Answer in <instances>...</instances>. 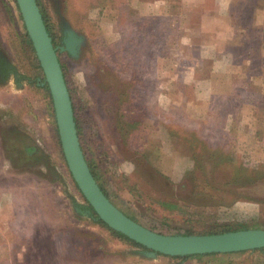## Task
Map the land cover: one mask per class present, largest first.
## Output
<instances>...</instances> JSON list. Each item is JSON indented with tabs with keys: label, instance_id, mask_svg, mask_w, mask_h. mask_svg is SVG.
<instances>
[{
	"label": "rangeland",
	"instance_id": "374dc122",
	"mask_svg": "<svg viewBox=\"0 0 264 264\" xmlns=\"http://www.w3.org/2000/svg\"><path fill=\"white\" fill-rule=\"evenodd\" d=\"M37 1L52 44H60L59 16L82 36L75 59L57 54L81 146L113 204L162 235L264 229V44L261 67L213 69L218 57L210 49L194 84L182 65L196 56L188 42L195 44L201 7ZM244 41L232 54H249L252 43ZM0 49L19 73L43 77L12 0H0ZM33 82L0 86V144L8 132L19 139L0 148V264H264V250L144 260L74 213L84 202L66 172L54 114ZM31 147L33 156L24 152Z\"/></svg>",
	"mask_w": 264,
	"mask_h": 264
},
{
	"label": "water",
	"instance_id": "95a60500",
	"mask_svg": "<svg viewBox=\"0 0 264 264\" xmlns=\"http://www.w3.org/2000/svg\"><path fill=\"white\" fill-rule=\"evenodd\" d=\"M14 2L24 33L43 73V82L50 98L58 145L65 168L97 220L142 246L145 250L140 252L138 257L144 260H153L156 254L191 256L264 249V229H235L208 235H162L142 228L115 208L99 190L83 161L78 147L73 113L56 56V52L64 51L67 56L75 59L83 44L82 36L76 34L65 19L59 16L57 21L61 32L60 44L57 47L52 46L35 0H14Z\"/></svg>",
	"mask_w": 264,
	"mask_h": 264
},
{
	"label": "crops",
	"instance_id": "0c3cea01",
	"mask_svg": "<svg viewBox=\"0 0 264 264\" xmlns=\"http://www.w3.org/2000/svg\"><path fill=\"white\" fill-rule=\"evenodd\" d=\"M170 2L171 0L166 1V3ZM172 3L179 6L202 8V15L193 30L194 38H196L194 39L195 44H192V40L188 42V46L196 56L191 59L190 63L182 65L183 68L193 71L192 78H190L191 83L199 82V79L194 77V72L202 68L198 65L204 62L201 55L209 53L210 49H212L210 53L218 57L217 65H213L215 66V68L212 66L213 69L236 68L242 65L261 67L260 57L263 53L262 44H264V0H176ZM202 35L208 40L202 39L200 37ZM246 39L252 43L251 49L246 50L249 54L238 55L236 51L232 54L231 47H242ZM201 80L200 84L209 83L208 85L213 81L206 78H201ZM212 94L216 98L222 97L218 92H212Z\"/></svg>",
	"mask_w": 264,
	"mask_h": 264
},
{
	"label": "trees",
	"instance_id": "16d2710c",
	"mask_svg": "<svg viewBox=\"0 0 264 264\" xmlns=\"http://www.w3.org/2000/svg\"><path fill=\"white\" fill-rule=\"evenodd\" d=\"M12 2H13V4H14L16 10L18 11L17 6H16L14 0H12ZM35 2H36L37 5L39 6V2H38L37 0H35ZM39 11H40V14H41V16H42V19H41V20H42V22H43L44 29H45L47 35L50 36V43H51V45L53 46L52 41H51V40H52V34L49 33L48 25H47L46 21L44 20V19H45L44 13H43L40 9H39ZM113 17H114V20H113V21H114L115 23H118V21H119L118 16H113ZM141 17H142V21H143V20H144V16H141ZM125 20H126V19L123 17L119 22H125ZM141 23H143V22H141ZM24 38H25L27 44L29 45L28 39H27V37H26L25 35H24ZM56 56H57V60H58V62H59V55L57 54V52H56ZM59 65H60V68H61V71H62V75H63V78H64V81H63V82H64V84H65V89H66V92H67V95H68V99H69V103H70L71 112L73 113V121H74V124H75L76 135H77V139H78V142H79L78 147H79V150H80L81 155H82V157H83V161H84L85 165L87 166V169H88L89 173H91V175H92V177H93L95 183L97 184L99 190H100V191L102 192V194H104V195L110 200V202L113 204L114 202L111 201V199L109 198V190H108V188L105 187L104 184L102 185V184H100V183L98 182L97 177H96V174L93 172V168H92V166H91V163H90V161L87 159V157H86V155H85V152H84V149H83L82 146H81V139H80L81 129H80V126H79V123H78V117H77V114H76L75 109H74V106H73V102H72V98H71V96H70V92H69V90H68V88H67V85H66L67 79H66V77H65V73H64L63 67H62V65H61L60 62H59ZM37 68H38L39 70H41L40 67H39V65H38ZM42 79H43V78H41L40 80H42ZM38 85H39L38 87H37V86H34L35 89H38V88H39V90H42V92H43V94L45 95L46 100H47V102H48V104H49V107H51V104H50V98H49L48 91H47V88H46L45 83H44V82H41V84H38ZM119 97H121V99H127V98H128V97H127L126 95H124V94H121ZM50 112H52V111H51V108H50ZM52 115H53V112H52ZM119 118H120V120H121V123H125V122L123 121V119L121 118V116H119ZM53 129H54V132H55V135H56V138H57V144H58V143H59V141H58V135H57V131H56V127H55V123H54V121H53ZM219 157H221V155H220ZM220 161L223 162V158H222V157H221ZM66 172H67V171H66ZM67 174H68V172H67ZM68 175H69V177H70V174H68ZM70 179H71V177H70ZM71 181H72V179H71ZM73 184H74V183H73ZM74 186H75V185H74ZM75 189H76L77 193L80 195V193H79L78 189L76 188V186H75ZM80 196H81V195H80ZM81 198H82V201L87 205V203L85 202V200L83 199L82 196H81ZM88 206H89V205H87L86 208H87V210L89 211V213H90V215H91V218L89 219V221H90L91 224L96 225V226L102 228L103 230H106L108 233L113 234L115 237H117V238L120 239L121 241H126V243L130 244L131 246H133V247H135V248H139V249L145 250L142 246H140V245H138V244H136V243L130 241L129 239L126 238V236H124V235H122V234H120V233H118V232H116V231L111 230V229L108 228L105 224H103V223H101L99 220H97L96 217H95V215H94V213L92 212V210H91L90 207H88ZM113 206H115V204H113ZM115 207H116V206H115ZM116 208H117V207H116ZM117 209H118V208H117ZM118 210H119L122 214H124L120 209H118ZM124 215L126 216V214H124ZM126 218H128L129 220H131V221L134 222V220H133L132 218L128 217V216H126ZM240 229H245V228H242V227H241ZM228 231H229V230H227L226 228H224V229L220 230L219 232H216V233H212V232H210V233H207V234H218V233H224V232H228ZM186 233H187V232H186ZM188 235H189V234H188ZM262 250H264V249L254 250V252L262 251ZM246 251H247V250H243V251H237V252H232V253L240 254V253H244V252H246ZM248 251H249V250H248ZM156 255H157V256H163V255H160V254H156ZM214 255H216V254H208V255H191V256L184 255V256H172V257H174V258L198 257V258H203V259H204L205 257H211V256H214Z\"/></svg>",
	"mask_w": 264,
	"mask_h": 264
},
{
	"label": "flooded vegetation",
	"instance_id": "af4514ba",
	"mask_svg": "<svg viewBox=\"0 0 264 264\" xmlns=\"http://www.w3.org/2000/svg\"><path fill=\"white\" fill-rule=\"evenodd\" d=\"M20 20H21V18H20ZM24 35H25V33H24ZM29 45H30V43H29ZM53 46L57 47V45H55V44H53ZM8 81H11L15 85H18V86H19V83L20 82L29 83V82L34 81L33 82V85L38 87L39 86L38 84H41V82H43V79L40 80L39 77L38 78L35 77L34 79H31L30 77H28L27 74L25 76L24 74L19 73L17 71L15 65H13L9 61V59L7 58V56L5 55V53L3 52V50L0 49V86L6 85V83H8ZM13 133L9 134V132H8L6 134V136L2 137V142L3 143L0 144V148H2L3 151H4V144L5 143H7V144L15 143V142H17L19 140V139H17V141H15L13 139V138H15V136H12ZM32 151H34V148L33 147H31V148H25L24 149V152H26L28 154L30 153V156H33L34 155V153ZM86 206L87 205L85 203L82 206L75 205L73 207V212L74 213H78V214L86 217L87 219H90L91 218V215H90L89 211L87 210ZM134 249H136V252H138V250L139 251L140 250L143 251L142 249L135 248V247H134Z\"/></svg>",
	"mask_w": 264,
	"mask_h": 264
},
{
	"label": "clouds",
	"instance_id": "9594fccd",
	"mask_svg": "<svg viewBox=\"0 0 264 264\" xmlns=\"http://www.w3.org/2000/svg\"><path fill=\"white\" fill-rule=\"evenodd\" d=\"M82 76V74H80Z\"/></svg>",
	"mask_w": 264,
	"mask_h": 264
}]
</instances>
